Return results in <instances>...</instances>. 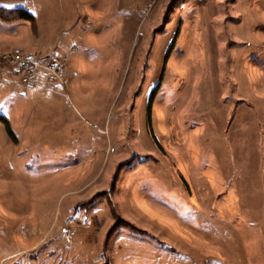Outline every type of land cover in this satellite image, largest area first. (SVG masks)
Masks as SVG:
<instances>
[{"label":"rangeland","instance_id":"obj_1","mask_svg":"<svg viewBox=\"0 0 264 264\" xmlns=\"http://www.w3.org/2000/svg\"><path fill=\"white\" fill-rule=\"evenodd\" d=\"M14 50L69 61L0 66V264H264V0H0Z\"/></svg>","mask_w":264,"mask_h":264},{"label":"built area","instance_id":"obj_2","mask_svg":"<svg viewBox=\"0 0 264 264\" xmlns=\"http://www.w3.org/2000/svg\"><path fill=\"white\" fill-rule=\"evenodd\" d=\"M68 61V57L54 59L21 50H14L0 56V66L14 71L19 76L21 85L27 90H33L36 87V78L39 74L45 75L48 85L63 86Z\"/></svg>","mask_w":264,"mask_h":264},{"label":"trees","instance_id":"obj_3","mask_svg":"<svg viewBox=\"0 0 264 264\" xmlns=\"http://www.w3.org/2000/svg\"><path fill=\"white\" fill-rule=\"evenodd\" d=\"M19 18L22 20L28 21L32 26H34L35 18L31 14H29L28 12H26L24 10L19 11ZM150 111H151V109L149 107V109L147 111L149 117H150ZM0 123L2 125H4L6 134L9 136V138L11 140H13L14 142H17V140H16V138H15V136H14V134L10 128L8 121L4 117L0 116ZM108 204L112 208L113 205H112L111 201L108 202Z\"/></svg>","mask_w":264,"mask_h":264}]
</instances>
